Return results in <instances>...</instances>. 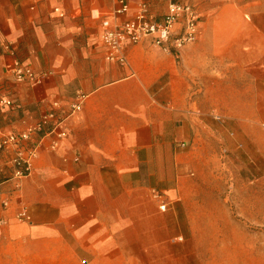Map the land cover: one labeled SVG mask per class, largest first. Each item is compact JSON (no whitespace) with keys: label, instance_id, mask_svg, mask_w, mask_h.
<instances>
[{"label":"crops","instance_id":"1","mask_svg":"<svg viewBox=\"0 0 264 264\" xmlns=\"http://www.w3.org/2000/svg\"><path fill=\"white\" fill-rule=\"evenodd\" d=\"M129 1L120 21L142 1L155 21L168 9V0ZM190 1L200 15L196 41L169 54L146 38L127 45L121 66L101 41L118 0H0V99L13 101L0 105V132L26 129L56 101L68 113L86 96L64 123L66 138L55 148L46 138L19 186L2 184L10 207L0 212V264H118L123 250L169 240L187 148L218 111L239 122L261 168L264 0ZM8 42L24 64L49 73L42 84L13 79ZM249 183L264 188L263 177Z\"/></svg>","mask_w":264,"mask_h":264},{"label":"rangeland","instance_id":"2","mask_svg":"<svg viewBox=\"0 0 264 264\" xmlns=\"http://www.w3.org/2000/svg\"><path fill=\"white\" fill-rule=\"evenodd\" d=\"M219 112L204 119L187 148V180L169 216V240L123 250L118 264H264V188H247L264 178V161L259 169L256 146L246 144L239 122Z\"/></svg>","mask_w":264,"mask_h":264},{"label":"built area","instance_id":"3","mask_svg":"<svg viewBox=\"0 0 264 264\" xmlns=\"http://www.w3.org/2000/svg\"><path fill=\"white\" fill-rule=\"evenodd\" d=\"M119 6L102 21L101 41L106 47V58L124 66L128 62L126 47L128 44H137L140 41L151 38L152 43L164 52L179 53L187 44L198 39L200 33V15L190 0H168V9L163 18L155 21L150 16V6L147 2L138 3L134 13L127 19L120 21V17L131 13L129 0H118ZM7 52L13 57L12 77L16 82H28L34 86L40 85L48 76L46 71H36L31 66L24 64L18 58L12 42L4 45ZM86 96L80 94L70 104V112L62 113L61 104L56 101L52 108L45 111L33 124L20 132H0V152L5 160L0 162V197L4 190L2 184L6 180H13L16 186L32 170V164L37 158L40 148L46 138L54 137L51 147L66 138L67 131L64 123L67 118L82 109ZM0 105H13L10 99H0ZM186 146L185 143L182 147ZM9 172V176L7 173ZM10 207V198L0 199V212ZM162 211L167 209V203L160 204ZM27 209L25 207L17 213L19 221L26 220ZM0 220V225L4 224Z\"/></svg>","mask_w":264,"mask_h":264}]
</instances>
